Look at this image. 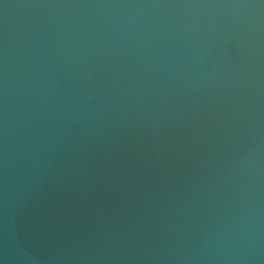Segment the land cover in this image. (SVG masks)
Masks as SVG:
<instances>
[{
    "label": "water",
    "instance_id": "1",
    "mask_svg": "<svg viewBox=\"0 0 264 264\" xmlns=\"http://www.w3.org/2000/svg\"><path fill=\"white\" fill-rule=\"evenodd\" d=\"M0 264H264V3L0 0Z\"/></svg>",
    "mask_w": 264,
    "mask_h": 264
},
{
    "label": "snow or ice",
    "instance_id": "2",
    "mask_svg": "<svg viewBox=\"0 0 264 264\" xmlns=\"http://www.w3.org/2000/svg\"><path fill=\"white\" fill-rule=\"evenodd\" d=\"M261 3H264V0H261Z\"/></svg>",
    "mask_w": 264,
    "mask_h": 264
}]
</instances>
